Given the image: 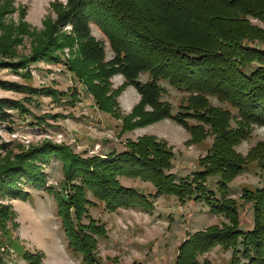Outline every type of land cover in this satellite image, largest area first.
Segmentation results:
<instances>
[{"label":"trees","instance_id":"16d2710c","mask_svg":"<svg viewBox=\"0 0 264 264\" xmlns=\"http://www.w3.org/2000/svg\"><path fill=\"white\" fill-rule=\"evenodd\" d=\"M66 3V8L57 13V26L69 25L74 37H67L66 41L57 39L56 26L48 27L37 40L38 48L33 53L17 60H1L0 69L30 81L32 65L59 63L62 47L72 49L75 44L77 50L63 61L64 68L82 85L94 108L119 119L122 130L170 119L183 125L193 142L211 136L213 143L205 156L198 159L201 171L178 184L168 173L171 148L149 137L126 142V150L121 153L84 159L49 141L21 150L17 155L9 144L1 143L0 152L6 157L0 160V232H8V225L14 220L8 201L28 196L24 187L44 188L43 169L57 160L68 201L61 200L55 192L54 196L66 247L71 252L86 259L93 248L88 234L102 232L101 226L91 220L87 226L79 223L83 207L90 204L86 194L101 202L107 211L134 208L145 212L152 208L150 199L173 195L180 201L191 197L204 201L211 212L229 221V225L211 227L186 238L178 247L175 264H198L197 256L217 244L233 250L232 264H264V186L242 190L243 200L252 207L253 226L249 232L236 230V202L227 197V183L243 173L248 163L254 162L264 175V141L257 142L245 156L235 150L250 137L252 127H264V49L244 42H264V28L251 22L255 20L264 26V0H66ZM88 24L95 25L107 40L113 55L108 62H103L101 45L89 37ZM145 73L149 80L141 83L138 77ZM113 75L124 81L115 89L109 83ZM161 81L187 94L176 114L161 99L166 92ZM127 86L136 91L139 100L123 115L115 99ZM0 90L23 95L19 100L0 98V124L6 125L15 115L32 116L25 104L36 105L38 97L58 103L60 96L68 99L66 103L75 98V92H57L49 87L35 88L5 80H0ZM209 97L229 105L235 113L212 106ZM188 120L197 125L189 126ZM34 124L41 127L42 123ZM121 175L148 180L156 191L147 196L124 188L117 181ZM209 175L220 177L217 191L208 190L205 185ZM240 258L244 261L240 262ZM23 259L28 264H40L37 253H23ZM3 262L0 251V264Z\"/></svg>","mask_w":264,"mask_h":264},{"label":"rangeland","instance_id":"374dc122","mask_svg":"<svg viewBox=\"0 0 264 264\" xmlns=\"http://www.w3.org/2000/svg\"><path fill=\"white\" fill-rule=\"evenodd\" d=\"M66 4V0H0V61L28 57L38 48L37 40L44 36L48 27L56 26L57 39L66 41L67 37L73 38V30L69 25L57 26V13L66 8ZM251 22L264 28L255 20ZM88 34L101 45L103 62H108L113 55L105 37L93 24H88ZM244 42L264 49V42ZM74 45L72 49L62 47L58 55L59 63L41 62L32 65L30 81H23L12 71L0 69V80L27 83L35 88L49 87L69 94L75 92L71 103H66L68 99L64 96L59 97L60 103L41 96L37 98L36 105L25 104L32 116L15 115L10 124H0V144H9L12 153L17 155L21 150L49 141L67 147L71 153L84 159L103 157L112 152L121 153L126 150V142L149 137L171 148L173 155L168 173L174 176L176 184L191 179L201 171L198 159L205 156L213 143V137L207 136L204 140L193 142L190 132L170 119L122 130L119 119L94 108L88 93L64 68L63 61L77 50ZM148 80L146 73L138 77L141 83ZM123 82L119 75L109 79L112 89L118 88ZM160 85L166 90L162 101L171 106L172 114H176L187 94L178 92L163 81ZM22 97L21 94L0 90V98L19 100ZM138 99L136 91L127 86L115 100L121 114L125 115L133 107L131 103H136ZM208 99L212 106L235 113L229 105L212 97ZM38 121L42 123L41 127L34 124ZM186 123L189 126L197 125L193 120ZM259 141H264V127H252L250 137L237 145L235 150L245 156ZM5 157V153L0 152V160ZM43 170L46 173L44 188L24 187L28 196L8 201L14 220L8 225V232H0V247H4V251L0 249L3 264H28L23 259V253L26 252L40 255V264H175L178 247L186 238L211 227L229 225L227 218L214 214L204 201L193 197L180 201L173 195H160L149 200L152 208L148 212L134 208L107 211L101 202L86 194L85 198L90 204L83 207L79 223L87 226L88 220H91L101 226L102 232L88 234L93 241V248L85 259L80 253L67 249L57 214L54 192L61 196V200L68 201L60 164L53 160ZM220 180L219 176L209 175L205 185L208 190L217 191ZM117 181L120 186L147 196L156 191L150 181L141 177L121 175L117 176ZM263 186L264 175L254 162L248 163L243 173L227 183V197L234 200L237 206V231L249 232L253 226L252 207L243 200L242 190L251 191ZM216 196L219 197V194L216 193ZM232 254L231 248L225 249L217 244L198 255L197 263L232 264ZM241 261L244 260L240 258Z\"/></svg>","mask_w":264,"mask_h":264},{"label":"crops","instance_id":"0c3cea01","mask_svg":"<svg viewBox=\"0 0 264 264\" xmlns=\"http://www.w3.org/2000/svg\"><path fill=\"white\" fill-rule=\"evenodd\" d=\"M137 96H138V94H137ZM138 98H139V96H138ZM138 100H139V99H138ZM138 100H137V102H138ZM137 102H136V103H137ZM136 103H131V106H133V105L136 104ZM132 104H133V105H132Z\"/></svg>","mask_w":264,"mask_h":264}]
</instances>
